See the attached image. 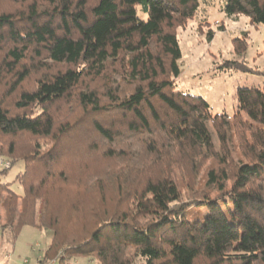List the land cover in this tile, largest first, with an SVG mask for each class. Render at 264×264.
Segmentation results:
<instances>
[{
	"label": "trees",
	"instance_id": "obj_1",
	"mask_svg": "<svg viewBox=\"0 0 264 264\" xmlns=\"http://www.w3.org/2000/svg\"><path fill=\"white\" fill-rule=\"evenodd\" d=\"M5 1L0 149L24 169L8 182L0 168V221L3 204L15 237L52 231L37 264H264V90L240 87L233 114L213 113L176 84L178 29L200 0ZM225 12L264 25V0ZM219 70L254 72L232 59Z\"/></svg>",
	"mask_w": 264,
	"mask_h": 264
},
{
	"label": "rangeland",
	"instance_id": "obj_2",
	"mask_svg": "<svg viewBox=\"0 0 264 264\" xmlns=\"http://www.w3.org/2000/svg\"><path fill=\"white\" fill-rule=\"evenodd\" d=\"M4 5L12 7L9 0H6ZM178 39L182 57L181 73L176 78L177 87L182 91L204 97L213 113L225 111L233 114L238 109L237 92L240 87H257L264 90V25L252 23L246 14L227 15L225 0H200L195 16L178 29ZM238 40L240 44L246 45L243 54L236 50L235 43ZM229 59L245 61L254 72L220 71L219 66ZM32 81H28L25 86H30ZM3 82L0 79V93ZM42 141L46 146L49 143V140ZM74 144L75 142L71 141L64 146L70 145V152L73 153L77 149L72 147ZM28 145L29 138H20L15 156L20 155L18 147L22 150ZM4 149L3 151L0 149V168L6 170L4 180L13 182L17 174L24 169V164L22 161L14 163L12 158L4 157L7 148ZM83 156L84 153L79 159L76 157L71 160V164L75 163L72 167L80 163ZM7 164L10 165L6 166ZM105 164V159L97 157L88 162L89 166L86 168H89L90 172H96ZM78 168H82L81 164ZM11 186L18 193L23 191L18 182H14ZM86 196L88 200L91 199V196ZM65 199L66 194L62 195V199L56 200L63 202L65 206ZM5 211V206L2 204L0 264H37L38 256L49 247L52 231L39 230L28 225L24 226L15 237L11 228H2L5 223ZM25 260L28 263H24ZM55 264H59V261ZM65 264H100V262L97 258L73 257ZM136 264H146V262L139 260Z\"/></svg>",
	"mask_w": 264,
	"mask_h": 264
},
{
	"label": "built area",
	"instance_id": "obj_3",
	"mask_svg": "<svg viewBox=\"0 0 264 264\" xmlns=\"http://www.w3.org/2000/svg\"><path fill=\"white\" fill-rule=\"evenodd\" d=\"M10 164H7L6 166H9ZM41 257H42V255H39L38 256V260H37V262L41 259ZM60 258H61V255H59L56 259H53V260H51L50 262H48V264H55L57 261H59L60 260ZM24 263H28V261H24Z\"/></svg>",
	"mask_w": 264,
	"mask_h": 264
}]
</instances>
